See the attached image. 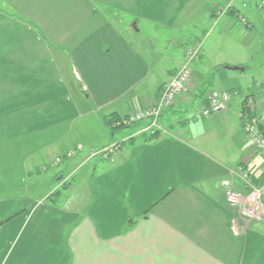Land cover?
I'll return each mask as SVG.
<instances>
[{"label":"crops","instance_id":"0c3cea01","mask_svg":"<svg viewBox=\"0 0 264 264\" xmlns=\"http://www.w3.org/2000/svg\"><path fill=\"white\" fill-rule=\"evenodd\" d=\"M68 1L72 10L59 15L60 22L44 26L40 19L45 45L33 55L38 54L34 59L42 62L53 43L69 73L61 76L46 66V75L41 72L38 78L8 83L0 78V103L7 110L0 113V138L18 153L20 165H25L18 174L24 178L38 170L27 167L30 160L39 154L49 157L48 149L60 147L53 151L59 155L82 145L69 160L75 170L100 155L95 154L100 149L121 142L118 160L135 165L140 186L159 178L160 199L152 202L150 210L141 211L132 240L130 230L121 232L132 218L128 220L116 204L88 210L45 207L44 211L59 214L54 231L41 229L38 223L41 230L31 233L30 222H23L20 228L28 233L26 251L17 259L22 264H113L116 255L123 262L115 264H264V234L251 225L235 230V208L228 206L221 183L239 165L253 169L260 182L264 179V157L244 133L242 118L244 98L251 97L256 102L253 116L264 132V67L248 73L253 59L249 38L258 27L259 35H264V9L255 0H235L227 13L223 9L228 0ZM194 42L202 43V51L194 62L190 84L162 113L157 134L152 136L147 129L149 119L121 127L106 123L105 115H114L113 122L123 120L156 101ZM215 69L213 81L218 85L204 92L207 77ZM32 82L41 86L32 89ZM214 89L238 93L226 110L197 117ZM52 113L65 118L54 119L55 127H37L39 136L31 139L34 123ZM85 118V126L80 127ZM114 154L100 159L112 162ZM113 162L97 161L93 172L99 168L100 177L107 175L115 170ZM0 223H4L0 264H6L11 253L1 250L2 233L13 222ZM139 228H147V234ZM229 228L235 231L231 236L226 234ZM187 229H211L212 234L196 236ZM128 243L134 251H129L133 247L128 248ZM107 244L121 247L105 250L106 257L101 251L93 253L95 245ZM17 259L15 264H20Z\"/></svg>","mask_w":264,"mask_h":264},{"label":"rangeland","instance_id":"374dc122","mask_svg":"<svg viewBox=\"0 0 264 264\" xmlns=\"http://www.w3.org/2000/svg\"><path fill=\"white\" fill-rule=\"evenodd\" d=\"M233 2L231 5H229L230 0H228V4L223 9V13H227L232 9L231 7L234 5ZM255 4L256 6L258 4L259 8L264 9V7H262L261 0H255ZM71 10L72 3L68 0H0V78H3L5 81H7V83L14 79L21 80L23 78L29 77L38 78V76L41 75V72L42 74L46 75V66L57 69L61 76L67 77L68 71L63 66V57L60 56L59 47L51 43L53 47L51 51L46 53L47 56L42 62H40V60H35L38 57L34 59V55L36 56L38 54L33 55V53L39 52V46H43L45 43L41 40L43 37H45V32L44 28L42 26L40 27V19L44 26L46 23L47 26H51L54 25V23L61 21L58 18L59 15L61 16L62 13H68ZM260 13L261 12H259V14ZM209 27L210 26H208V29ZM252 31L255 34L249 38V46H252L251 49L253 50V59H250L249 61L250 68L248 73H252V70H257L262 66L264 67V35H259L260 27H258V31ZM195 43L197 42H194V44ZM192 45L188 48V50L192 47ZM195 60L191 63L192 68L194 66ZM183 62H185V60ZM225 65L226 64L222 65V67ZM212 72L215 73V70ZM26 81L27 80L25 79L24 83ZM213 85L217 86L218 82L212 81L211 86ZM32 86L31 88L35 89L39 88L41 85L39 83L33 84L32 82ZM34 102L36 101L32 100V103ZM3 103L4 102L0 103V113H5L7 111L5 109L6 105ZM19 105L22 107L21 104ZM254 106L255 105H253V107ZM63 116L58 117L55 116L54 113L47 115L43 122L41 121L34 123L35 127L31 128L29 136L31 139L36 136L34 138V140H36L39 136V133L35 131L37 127H55L57 124L54 119H64L65 117ZM35 119L39 118L36 117ZM86 121L87 118L81 120L79 122V126L84 127ZM128 124L132 123L121 124V126ZM112 126L115 127L114 123H112ZM21 141H23V139ZM115 144L116 146L112 151V153L115 152V154L111 159V161H114H112L113 164L115 163V170L107 175L100 177L99 175L101 170L99 168L97 171L93 172V170L97 165V161L100 163L103 162V165L112 163L109 162L110 160L100 159L101 157H109L111 153L108 155H96L90 159L88 163L77 167L75 170H72L74 166L71 167V161H69L72 156H67L66 152L56 155L57 152L53 153V151L57 149L60 151L61 149H59L60 147H54L52 150L48 149V152L51 153L48 155L49 157H47L46 154H39L30 160L32 163L28 164L27 167L32 166V170L34 168L38 170L34 172L30 178L28 176L24 178L23 176L19 177L18 174L21 166L25 167L24 164L20 165L21 159L17 157L18 153L12 152L9 149L7 142L3 138H0V217L2 216L0 222L1 220H5V223L13 222L12 225H7L2 233L5 235L2 239L4 244L1 245V250L3 251L6 249V251L11 253V257L6 264H15L17 257H19L22 252L26 251V236L28 233L27 229L26 232L23 233L24 230L20 228L22 227L23 222H30L28 227L32 228L31 233H35L41 229L50 232L54 231V224L58 221L59 214L55 213L54 211H44L45 207L48 206L66 205L72 208L76 206L75 208H85L88 210L92 206H108L110 204H116L119 208H121V213L128 217V220L132 218V220L127 221V223L122 227L121 232L126 233L125 230H130L129 238L131 240L132 237L134 238L132 233L134 231L136 222L139 220L141 211L145 210V208L146 210H150L152 202L153 204H156V201L160 199L159 192L161 188H159L157 185L159 183V178H154L148 182L149 184L146 183V185H142L143 190H141V193L137 192L140 190H138V187L142 188V186H140V182L136 179V175L134 173L135 165L132 164L131 166H126L128 164L124 165L123 158L118 160L117 156L119 155L117 152L120 150L122 143L116 142ZM74 149L75 148H72L70 150L75 151ZM82 149L83 148H81V150ZM77 150L79 151L80 149ZM76 154L77 151L73 157ZM40 159L46 160L43 162L40 161ZM36 161L40 162V164H35L34 162ZM121 161L122 163H119ZM240 167L250 171V175L246 180L242 178L246 176V173H242L240 175L232 173V175H230L229 172L227 177H224L221 182L224 189V197L225 188L223 186V181L226 179H230L232 183H234L235 188L241 192L248 191V181H253L251 177H253L252 172H254V170L248 168L247 166L239 165L236 168V171L239 170ZM69 172H72V176L67 177L69 178L67 180L65 179V176H67ZM123 179H125V183H127L125 187L123 185ZM163 181L165 180L163 179ZM106 184H108L110 187H106ZM160 185L162 186V183ZM103 187H105L104 190ZM228 206L233 208L230 204H228ZM235 213L236 214L233 215L234 217L232 222L235 230L238 229L239 231H244L246 230V227L251 225L256 232L264 234V220H251L243 218L244 216L238 214L236 209ZM38 223L41 225V229L39 228ZM2 224L4 223H0V226ZM20 230L21 232L18 234ZM115 230L118 231V228ZM139 230L142 234L146 235L148 229L139 228ZM187 230L189 234L196 236H207L212 234L211 229ZM228 230L226 232L228 236L233 235L235 232H233L231 228ZM8 242L10 243L7 244ZM104 246L95 245L93 253H98L101 251L103 257H106L105 250L107 252L111 249L116 251L115 247H121L120 244H107ZM64 247L65 249H68L69 245H64ZM130 247H133V244L128 243V248ZM232 249L233 247L231 246L230 251ZM90 251L91 250L89 249V252ZM118 251H120V249H118ZM129 251H134V247L133 250ZM118 258V256L113 255V264H115V262L118 263V260L123 262L122 258ZM17 261L20 264L23 263V261L21 262V259L19 258Z\"/></svg>","mask_w":264,"mask_h":264},{"label":"built area","instance_id":"2783aa9c","mask_svg":"<svg viewBox=\"0 0 264 264\" xmlns=\"http://www.w3.org/2000/svg\"><path fill=\"white\" fill-rule=\"evenodd\" d=\"M233 1L234 0H230L229 5H231ZM261 2L262 7H264V0H261ZM201 51L202 43L197 42L192 45V47L187 52L185 62L181 64L180 68L171 78V80L166 83L160 93L159 98L146 108L135 111L127 118L113 122L115 127L125 123H135L144 119H149V125L147 129L152 133L159 130V119L162 113L171 107L172 104H174L177 98L187 89L188 85L190 84L193 75L191 63L199 57ZM237 93V91L223 89L211 90L207 95V105H205L196 116L201 118L202 116H208L213 112H222L226 110L232 100V97ZM253 105H256V102L253 98H244V113L242 116L244 119L243 130L256 150L264 156V132L261 130L259 122L249 115V109L253 108ZM115 146L116 144L112 143L111 145L102 148L100 151H97L95 154L108 155L112 153ZM81 148L82 146L79 145L74 149L75 151H67L66 155L73 157L76 151H78L77 149ZM232 173L236 175L246 173L245 177H241L247 180V177L251 172L240 167L239 170L232 171ZM229 180L226 179L223 181L227 203L235 208L238 214L244 216L243 218L251 220H264V187L262 185L255 184L253 181H248V191L241 192L240 190L236 189L234 183Z\"/></svg>","mask_w":264,"mask_h":264},{"label":"trees","instance_id":"16d2710c","mask_svg":"<svg viewBox=\"0 0 264 264\" xmlns=\"http://www.w3.org/2000/svg\"><path fill=\"white\" fill-rule=\"evenodd\" d=\"M216 70L217 69H215V73H216ZM215 73H213V72H211V74L209 75V77H208V80L206 81V83H205V88H204V92H206L207 90H209L210 89V87H211V83H212V81H213V78H214V76H215ZM231 91H233V90H231ZM253 108H250L249 109V115H250V117H252V118H254L255 119V117L253 116V110H252ZM243 113H244V106H243V112H242V116H243ZM113 116L114 115H111V116H109V115H105L104 116V118H105V120H106V123L107 124H109V125H111L112 123H113ZM127 118V117H126ZM243 118V117H242ZM117 120H120V119H117ZM116 120V121H117ZM244 120V119H243ZM115 122V121H114ZM260 125V124H259ZM123 126V125H122ZM117 127H121V125L120 126H117ZM158 133V130L157 131H155L154 132V134H152V136L153 135H155V134H157ZM253 176V175H252ZM252 180H253V182L256 184H263L264 183V179L262 180V182H260L257 178H255L254 176L252 177Z\"/></svg>","mask_w":264,"mask_h":264}]
</instances>
